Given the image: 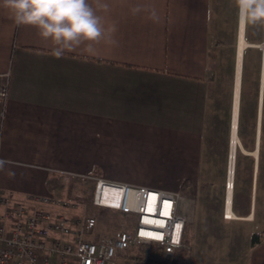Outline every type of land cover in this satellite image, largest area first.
Listing matches in <instances>:
<instances>
[{
  "label": "crops",
  "instance_id": "0c3cea01",
  "mask_svg": "<svg viewBox=\"0 0 264 264\" xmlns=\"http://www.w3.org/2000/svg\"><path fill=\"white\" fill-rule=\"evenodd\" d=\"M227 1L238 9L236 0ZM89 3L106 28L115 25L118 46L101 43L86 51L84 42L59 57L34 28L17 27L0 7V81L6 80V97L0 99V189L47 194L52 174H99L174 191L191 181L194 194H200L201 173L211 168L205 143L207 110L214 100L210 52L216 1ZM104 4L107 11L99 7ZM136 7L141 10L134 13ZM239 15L238 9L237 31ZM260 99L261 86L258 125ZM257 127L253 152L240 145L253 154L247 211L235 207L233 183L234 217L222 215L226 227L249 226L244 264H264V171L259 203ZM224 231L226 239L237 237ZM253 234L257 239L251 244ZM209 248V259L195 264H236L223 263Z\"/></svg>",
  "mask_w": 264,
  "mask_h": 264
},
{
  "label": "rangeland",
  "instance_id": "374dc122",
  "mask_svg": "<svg viewBox=\"0 0 264 264\" xmlns=\"http://www.w3.org/2000/svg\"><path fill=\"white\" fill-rule=\"evenodd\" d=\"M216 15L211 35V67L212 87L214 100L207 110L209 136L207 144L210 152L211 168L209 173H201L199 179L200 194L192 191L191 181H185L178 191L195 200L193 223L186 224L183 234L184 246L165 256L158 247L152 243L139 244L131 247L125 255L119 257L118 264H141L142 259L154 256L160 259V264H195L208 258V249L211 247L212 255L221 259L223 263L234 261L236 264L245 263V233L249 229L243 224L224 226L222 215L225 210L226 185L228 176V157L230 151V129L232 120V101L235 77V54L237 45V18L238 9L234 1L230 5L227 0H215ZM234 5V6H233ZM239 21V19H238ZM263 25L246 24V41L260 42ZM252 44V43H251ZM261 85L260 50L257 47H247L243 52V64L240 86L239 116L237 134L241 146L245 151L253 152L255 149L258 126V98ZM259 192L261 197V177L264 171V82L263 99L259 117ZM207 147V148H209ZM241 147L236 149L234 170V203L235 207H242L247 211L249 199V185L253 170V154H245ZM204 162L208 160L206 157ZM94 175L74 176L52 174L49 176V192L78 202V208L73 214L94 216L97 220L95 230L89 238H98L102 234L113 233L118 229L130 228V219L118 211L105 207L95 206L92 203L94 192ZM177 191V190H176ZM195 195V197H194ZM258 204V208H259ZM193 224V225H192ZM229 226V225H228ZM228 230L231 235L224 236ZM218 233L220 238H215ZM250 233V232H249ZM193 235L196 237L195 251H193ZM225 237V238H224ZM218 239V240H217ZM209 243V244H208ZM208 244V245H207ZM210 245V246H209ZM241 252V253H240ZM131 255L132 258L128 256ZM139 255V256H138ZM138 256V258H136ZM140 257V258H139ZM209 259V258H208ZM211 259V258H210ZM210 261V260H209Z\"/></svg>",
  "mask_w": 264,
  "mask_h": 264
},
{
  "label": "built area",
  "instance_id": "2783aa9c",
  "mask_svg": "<svg viewBox=\"0 0 264 264\" xmlns=\"http://www.w3.org/2000/svg\"><path fill=\"white\" fill-rule=\"evenodd\" d=\"M252 44L260 50L264 82V25L261 41ZM5 97L4 78L0 99ZM94 181L93 205L129 217L130 228L89 238L97 220L73 214L78 202L52 193L0 189V264H117L122 253L135 245L154 243L164 255L184 246L185 226L193 220V198L101 175ZM224 217L228 218L226 212Z\"/></svg>",
  "mask_w": 264,
  "mask_h": 264
},
{
  "label": "clouds",
  "instance_id": "9594fccd",
  "mask_svg": "<svg viewBox=\"0 0 264 264\" xmlns=\"http://www.w3.org/2000/svg\"><path fill=\"white\" fill-rule=\"evenodd\" d=\"M239 14L245 24L264 25V0H236ZM0 7L7 10L17 27L34 28L41 41L51 45L53 55L80 49L93 51L95 45L118 46L114 38L115 25L105 27L102 17L89 0H0ZM105 11L108 5H99ZM140 7L133 9L139 12Z\"/></svg>",
  "mask_w": 264,
  "mask_h": 264
},
{
  "label": "bare ground",
  "instance_id": "6f19581e",
  "mask_svg": "<svg viewBox=\"0 0 264 264\" xmlns=\"http://www.w3.org/2000/svg\"><path fill=\"white\" fill-rule=\"evenodd\" d=\"M244 31H245V22L241 19L239 15L238 36H237V45H236V54H235V77H234L233 101H232V120H231V131H230L229 177L226 185L225 212L228 218L234 217V214L230 209L231 193L233 186L232 179L234 174L236 149L241 145L237 134V123H238V115H239V98H240L241 74H242V64H243V52L245 47L253 45L245 40ZM261 102L262 100L260 101V105ZM260 105H259V114H260ZM255 154L256 151H254V155Z\"/></svg>",
  "mask_w": 264,
  "mask_h": 264
},
{
  "label": "trees",
  "instance_id": "16d2710c",
  "mask_svg": "<svg viewBox=\"0 0 264 264\" xmlns=\"http://www.w3.org/2000/svg\"><path fill=\"white\" fill-rule=\"evenodd\" d=\"M256 239H257V235L256 234H253L252 235V237H251V244H254L255 242H256ZM147 245H149V244H147ZM158 247H156V249L155 250H160L161 251V253L164 255V253L162 252V249H161V247L159 246V245H157ZM129 250V249H128ZM127 250V251H128ZM127 251H125L124 253H122V255H125L126 254V252ZM121 255V256H122ZM139 256V255H138ZM138 256L136 257V258H138ZM165 256H167V255H165ZM129 258H132V256L131 255H129L128 256ZM140 258V257H139ZM160 259H158L157 257H156V255H154V256H148V257H146L145 256V258L144 259H142V261H141V264H160V261H159ZM118 264V263H117Z\"/></svg>",
  "mask_w": 264,
  "mask_h": 264
},
{
  "label": "water",
  "instance_id": "95a60500",
  "mask_svg": "<svg viewBox=\"0 0 264 264\" xmlns=\"http://www.w3.org/2000/svg\"><path fill=\"white\" fill-rule=\"evenodd\" d=\"M261 86H262V89H263V77L261 78ZM261 89V90H262ZM262 105V104H261ZM261 105H260V110H261Z\"/></svg>",
  "mask_w": 264,
  "mask_h": 264
},
{
  "label": "snow or ice",
  "instance_id": "6c2138e0",
  "mask_svg": "<svg viewBox=\"0 0 264 264\" xmlns=\"http://www.w3.org/2000/svg\"><path fill=\"white\" fill-rule=\"evenodd\" d=\"M158 238V237H157Z\"/></svg>",
  "mask_w": 264,
  "mask_h": 264
}]
</instances>
